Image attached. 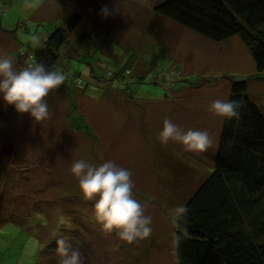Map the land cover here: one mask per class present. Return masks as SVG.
Returning a JSON list of instances; mask_svg holds the SVG:
<instances>
[{"label": "rangeland", "instance_id": "374dc122", "mask_svg": "<svg viewBox=\"0 0 264 264\" xmlns=\"http://www.w3.org/2000/svg\"><path fill=\"white\" fill-rule=\"evenodd\" d=\"M166 1L0 0V54L12 55L17 66L35 58L66 74L40 123L0 98V217L15 219L0 224V264H56L60 238L79 249L81 264H179L170 211L214 168L223 117L209 106L228 100L233 82L246 79L264 112V72L239 36L214 42L156 14ZM105 5L119 14L102 17ZM74 11L82 21L70 54L48 66L39 46ZM23 50L34 51L28 57ZM172 61L181 72L173 85ZM199 75L206 77L199 82ZM75 106L95 138L73 127ZM165 118L184 131L207 130L211 146L200 153L176 141L160 144ZM75 159H110L131 170L134 195L153 218L149 238L129 243L102 230L93 202L67 183ZM62 212L66 223L58 225ZM79 232L84 236L74 238Z\"/></svg>", "mask_w": 264, "mask_h": 264}, {"label": "trees", "instance_id": "16d2710c", "mask_svg": "<svg viewBox=\"0 0 264 264\" xmlns=\"http://www.w3.org/2000/svg\"><path fill=\"white\" fill-rule=\"evenodd\" d=\"M154 11L214 42L239 36L258 72H264V0H168ZM81 21L79 12L70 13L40 44L39 52L47 57L48 66L70 54L66 51L72 46L71 34ZM169 50L165 49L162 56ZM24 51L30 57L34 50ZM176 63L168 65L171 85L181 73ZM197 77L200 82L206 76ZM229 99L241 102L240 117L223 118L220 140L214 148V168L186 196L182 204L189 213L179 227L174 226L179 264H264V112L249 95L246 79L233 82ZM75 107L74 114L69 115L73 127L95 138L93 127ZM77 116L81 123L76 126ZM75 179L69 178L67 183H74L80 192ZM53 201L49 199V203ZM7 216L0 217V224L15 220L6 221ZM60 219H65L63 212L57 224L66 223ZM79 236L84 235H73L76 239ZM57 259L56 264L60 257Z\"/></svg>", "mask_w": 264, "mask_h": 264}, {"label": "clouds", "instance_id": "9594fccd", "mask_svg": "<svg viewBox=\"0 0 264 264\" xmlns=\"http://www.w3.org/2000/svg\"><path fill=\"white\" fill-rule=\"evenodd\" d=\"M114 13H118L116 7L110 9L107 5L99 12L104 18ZM65 80L66 74L62 71L54 66L49 68L35 58L23 66H17L12 55L0 54V98L14 106L18 113H29L37 123L49 117L47 97ZM241 107L238 100L216 99L209 106V111L231 120L240 117ZM156 139L162 145L176 141L189 152L203 153L211 146L207 130L184 131L170 118L164 119ZM70 172L78 180L82 199L93 202L94 220L105 233L115 232L120 239L129 243L151 236L153 218L146 214L145 205L134 195L135 183L130 169L110 159L99 164L75 159ZM188 213L185 204L176 205L170 211L172 224L179 227ZM57 245L59 264H81L79 249L74 248L69 241L60 238Z\"/></svg>", "mask_w": 264, "mask_h": 264}, {"label": "crops", "instance_id": "0c3cea01", "mask_svg": "<svg viewBox=\"0 0 264 264\" xmlns=\"http://www.w3.org/2000/svg\"><path fill=\"white\" fill-rule=\"evenodd\" d=\"M176 244V242H175ZM174 256H175V259H177V254H176V245H175V250H174ZM178 260V259H177Z\"/></svg>", "mask_w": 264, "mask_h": 264}]
</instances>
